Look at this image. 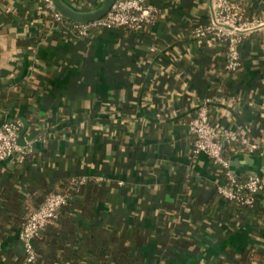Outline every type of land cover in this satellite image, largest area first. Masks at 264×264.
Returning <instances> with one entry per match:
<instances>
[{
    "label": "crops",
    "instance_id": "0c3cea01",
    "mask_svg": "<svg viewBox=\"0 0 264 264\" xmlns=\"http://www.w3.org/2000/svg\"><path fill=\"white\" fill-rule=\"evenodd\" d=\"M147 2L158 13L146 29L94 28L80 37L61 27L39 34L38 0H0V12L17 3L28 8L26 21L0 23V95L18 84L27 88L11 102L0 100V126L27 122L25 141L33 147L23 161L15 154L0 162V264H24L19 232L27 211L82 177L103 189L94 221L111 233L135 229L134 254L143 264L241 257L264 264V192L244 221L206 213L223 168L194 152L188 126L209 97L215 125L258 145L230 158L233 171L245 179L264 169V25L243 41L241 67L231 71L225 43L193 36L197 25L212 21L211 0ZM245 6L264 19V0ZM57 222L54 230L82 225L75 218ZM77 249L58 250L52 261L97 264L91 246Z\"/></svg>",
    "mask_w": 264,
    "mask_h": 264
},
{
    "label": "built area",
    "instance_id": "2783aa9c",
    "mask_svg": "<svg viewBox=\"0 0 264 264\" xmlns=\"http://www.w3.org/2000/svg\"><path fill=\"white\" fill-rule=\"evenodd\" d=\"M40 21H47L50 29H58L64 17L55 7L52 0H38ZM50 11L49 20L46 11ZM212 21L199 24L193 30V36L206 39L211 43H225L226 65L231 71L241 67V45L243 41L257 28L264 25L260 17H246L239 3L234 0H211ZM158 7L147 0H115L111 9L100 19L88 22L72 23L71 31L77 36H86L91 29L126 28L144 30L154 24L157 19ZM209 97L198 107L196 115L189 121V130L194 134V152L206 153L215 164L223 168V179L217 186L218 192L225 199L236 200L249 206L257 203L258 195L264 190V169L251 173L241 180L233 171L231 162L223 157L226 144L241 142L250 152L258 145L248 136L238 134L228 128H220L210 118ZM22 129L20 120H8L0 126V162L17 154L23 161L27 154L33 151L31 144L21 146L18 142ZM77 183L88 181L87 177L74 179ZM70 193L67 190L53 192L47 195L39 209L28 218L20 229L19 238L26 253V261L31 264L36 260L35 240L42 229L49 224L57 211L68 204Z\"/></svg>",
    "mask_w": 264,
    "mask_h": 264
},
{
    "label": "trees",
    "instance_id": "16d2710c",
    "mask_svg": "<svg viewBox=\"0 0 264 264\" xmlns=\"http://www.w3.org/2000/svg\"><path fill=\"white\" fill-rule=\"evenodd\" d=\"M65 1L74 8L81 11L93 10L98 7L101 2L100 0L97 2L94 0H84V2L83 0ZM234 1L240 4L242 11L246 17H255L250 16L246 13L245 0ZM23 8L24 7L20 3H17L14 7L12 6L8 7V9H4L2 12H0V23L26 21L27 18H25L24 13L28 8ZM41 8L45 9L44 7ZM16 11L18 12L16 13ZM45 11L47 16L45 20H49L50 11L46 9ZM31 18L32 17L30 16L29 19ZM36 26L38 27V31L40 32L39 34L41 35L44 34L45 30L50 27L47 21L36 23ZM60 27L62 29H71L72 23L71 21H69V19H64L61 22ZM21 86V84H18L14 92L7 89L6 91L2 92L0 95L2 104L11 102L13 98L19 97L20 94L25 89H27L24 86ZM239 149L249 151L243 144H241V142L238 141L226 144L223 150V157L231 162L230 158L235 153H237ZM29 154H27L26 156H29ZM241 180L243 181L245 179ZM61 188H66L65 190L69 191V202L67 205L61 207L57 211L56 217L40 232L37 240L35 241L36 260L31 264H54L56 260L54 253H57L58 250L72 252L76 247V249L78 248L77 251H81L82 249H87L90 246L95 251L93 258L97 261V264H143L141 262L142 259L134 254V248H136L135 246L138 245V242L134 241L133 239L135 229L132 230L129 235H127V228L124 227L121 229H117L113 233H111L110 231H106L104 227L98 225L96 221H94L97 217L95 207L97 203L100 202L104 197V193L102 191L103 189L101 186L92 181H86L79 184L76 181L71 180L66 182V184H63ZM262 192H264V190ZM220 198H223V196L218 192V189L216 188L215 194L210 199H208L205 204V207L207 209L205 212L210 215H216L219 211H222V219L227 222L233 219L244 221L258 208V203H256L254 206H249L242 202L225 198H223V203H220ZM43 202L44 201H42V203ZM42 203L40 202L39 204L41 205ZM39 204L38 207L27 211L25 217L21 221V228L24 226L28 218L31 217L32 214H34L39 209ZM87 216L91 217L90 221L85 220V217ZM60 217H65L67 219L75 218L74 223H76L77 220H81L82 225L78 227L75 224L71 223V226L66 228V230H59L58 228L57 230H54L56 228L55 224L58 223L57 221ZM73 231L77 232L78 234H82L83 237H79L81 238L79 239L80 241H75L70 236V233H72ZM63 236H66V238H64ZM173 243L171 242L172 245ZM167 244H170V241H168ZM44 245H48L47 247L50 249V252L48 253L49 261L47 260V262L43 259ZM96 251H98V255H96ZM52 256L53 259L55 258V260L53 261ZM71 260H74V258H72ZM246 260L247 259L243 260L241 257L238 263L227 261V263L223 264H251L249 260H247V262ZM24 264H29L26 261L25 249Z\"/></svg>",
    "mask_w": 264,
    "mask_h": 264
},
{
    "label": "water",
    "instance_id": "95a60500",
    "mask_svg": "<svg viewBox=\"0 0 264 264\" xmlns=\"http://www.w3.org/2000/svg\"><path fill=\"white\" fill-rule=\"evenodd\" d=\"M56 9L66 18L75 21V22H88L92 20H97L103 17L112 7L115 0H101L98 7L89 11H81L70 4L65 0H52ZM28 129V123L25 122L24 126L19 132L18 142L21 146L26 145L25 133Z\"/></svg>",
    "mask_w": 264,
    "mask_h": 264
}]
</instances>
